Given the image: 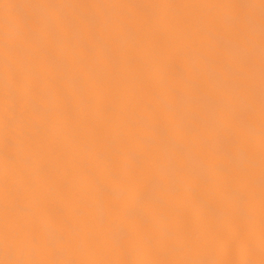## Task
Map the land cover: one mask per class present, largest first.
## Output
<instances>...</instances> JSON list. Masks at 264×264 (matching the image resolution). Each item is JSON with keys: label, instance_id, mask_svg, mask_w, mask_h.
I'll use <instances>...</instances> for the list:
<instances>
[{"label": "bare ground", "instance_id": "1", "mask_svg": "<svg viewBox=\"0 0 264 264\" xmlns=\"http://www.w3.org/2000/svg\"><path fill=\"white\" fill-rule=\"evenodd\" d=\"M55 4L66 22L87 19L115 39L103 71L91 77L47 76L43 37L33 13ZM241 6L252 7L250 55L240 87L248 106L250 134L245 164L233 173L246 207L190 196L173 185L158 219L136 227L139 241L122 244L124 230L106 234L120 203L150 166L142 129L144 109L172 71L192 65L202 51L209 22ZM123 32H112V25ZM71 55L87 63L78 49ZM47 76L53 103L40 106L27 128L17 127L19 105L0 107V136L25 141L23 154L0 149V229L36 239L37 225L66 230L71 244L60 251L35 248L20 259L32 264H264V6L260 0H0V84L13 88L26 68ZM95 72V66H92ZM159 155V153H157ZM159 163V160L156 161ZM195 191V190H193ZM107 235V238H106Z\"/></svg>", "mask_w": 264, "mask_h": 264}, {"label": "clouds", "instance_id": "2", "mask_svg": "<svg viewBox=\"0 0 264 264\" xmlns=\"http://www.w3.org/2000/svg\"><path fill=\"white\" fill-rule=\"evenodd\" d=\"M260 4L264 6V0ZM252 16V7L241 6L211 20L200 36L202 51L192 61L197 71L190 64L174 69L153 98L152 107L144 109L148 126L142 129V136L147 143L141 150L151 149L152 160L136 188L123 197L119 219L114 223L110 218L105 226L106 234L121 230L128 234L120 243L141 239L137 225L144 218H159L170 188L179 182H184L190 196H202L208 203L221 200L238 213L246 207L245 192L233 173L244 167L243 140L251 132L240 81L250 55ZM33 17L43 38L30 47L37 52L44 49L40 64L47 76L65 77L70 86L74 77L103 71L114 36L110 38L101 27L94 29L87 19L66 22L55 4L42 5ZM112 32H123V28L114 24ZM73 49H78L87 63H78L71 55ZM30 61L31 56L25 58L27 67L21 69L14 88L0 84V107H20L19 128H27L40 106L55 100L46 93L47 76L34 70ZM26 140L14 143L0 136V149L23 154ZM34 231L35 240L0 229V264H32L20 257L35 248L56 252L71 244L70 235H64L66 230L55 224L47 229L37 225Z\"/></svg>", "mask_w": 264, "mask_h": 264}]
</instances>
